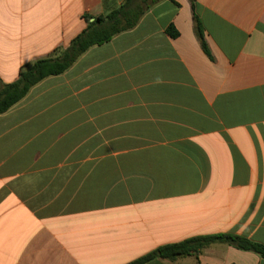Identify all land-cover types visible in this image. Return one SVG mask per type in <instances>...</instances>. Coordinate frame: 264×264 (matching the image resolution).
I'll return each instance as SVG.
<instances>
[{"label":"crops","instance_id":"1","mask_svg":"<svg viewBox=\"0 0 264 264\" xmlns=\"http://www.w3.org/2000/svg\"><path fill=\"white\" fill-rule=\"evenodd\" d=\"M125 1L0 0V82ZM219 234L264 245V0H159L0 114V264H128ZM148 264L264 258L217 243Z\"/></svg>","mask_w":264,"mask_h":264},{"label":"trees","instance_id":"2","mask_svg":"<svg viewBox=\"0 0 264 264\" xmlns=\"http://www.w3.org/2000/svg\"><path fill=\"white\" fill-rule=\"evenodd\" d=\"M140 0H126L118 9L109 15L97 17L89 22L87 29L76 37L66 49H58L52 55L26 64L20 71L19 79L11 84L0 82V114L7 112L18 104L30 90L44 79L61 75L71 68L77 60L90 48L110 41L116 35L133 29L150 9L159 0H150L145 8L136 12L137 2ZM144 3L146 1L144 0ZM134 13H137L136 17ZM92 18L89 17L88 20ZM122 18H131L124 27L118 28ZM196 27L202 38L203 29L200 20L196 17ZM170 35H175L169 29ZM228 244L242 251H250L264 258V245L250 241L237 235L219 234L210 236H197L181 242L158 247L150 253L128 263L148 264L150 262L176 261L179 258L197 255L203 249L214 244Z\"/></svg>","mask_w":264,"mask_h":264},{"label":"rangeland","instance_id":"3","mask_svg":"<svg viewBox=\"0 0 264 264\" xmlns=\"http://www.w3.org/2000/svg\"><path fill=\"white\" fill-rule=\"evenodd\" d=\"M146 3H144V0H140L139 2H137V6L139 9L136 8V12L139 13V10L141 8H145L146 7V4L150 3V0H145ZM137 13H134V16L136 17ZM132 19L130 18H122L121 21H120V24L117 25L118 28L120 27H124L128 21H131Z\"/></svg>","mask_w":264,"mask_h":264}]
</instances>
